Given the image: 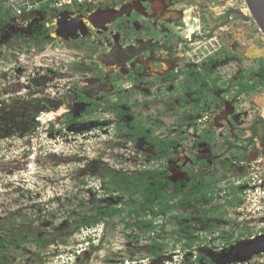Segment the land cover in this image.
<instances>
[{"label":"rangeland","instance_id":"obj_1","mask_svg":"<svg viewBox=\"0 0 264 264\" xmlns=\"http://www.w3.org/2000/svg\"><path fill=\"white\" fill-rule=\"evenodd\" d=\"M133 1L0 0L11 8L9 15L0 16V239L8 242L0 259L6 264H264V251L255 253L248 245L264 235V127L258 125L259 136L247 149L229 147L230 142L249 137L255 121L264 119V87L240 97L232 88L241 73L249 75L258 68L264 57V36L250 19L245 0H171L177 11H141L147 16L137 30L127 19L103 32L84 25L93 9L128 13ZM150 1L156 8L162 6L159 0ZM37 2L44 6H36ZM182 9L185 22L179 18ZM176 19L182 26L177 31L169 27ZM191 31L200 37L184 56L179 53L175 58L178 69H196L213 48L239 55L222 57L223 63L216 66L227 84L210 98L208 108L219 105L213 118L206 119L207 110L197 106V90L179 92L174 89L177 83L158 77L170 67L165 61L170 55L161 47H151L146 57L140 53L125 65L111 59V51L124 49L134 36L135 43L152 45L170 34L186 37ZM45 33L47 41L42 40ZM208 33L216 40L204 36ZM113 63L119 64L112 76L119 78L107 83L100 67ZM135 63L144 65L140 72L148 79L137 78L142 76L137 75ZM181 78L185 81L186 76ZM76 82H88L87 103L97 100L101 105L88 117L72 96ZM61 103L72 107L59 118L63 110L55 109ZM118 107L123 110L116 120L121 130L111 138L115 128L103 113ZM71 114L83 121L69 126ZM133 122L146 126L154 138L178 142L168 154L161 153L144 137L130 133L136 128ZM104 123H109L108 128ZM223 160L232 167H221ZM158 164L164 165L163 173L172 181L197 180L199 171L213 179V201L206 203L207 210L196 200L185 206L177 202L173 212L153 217L159 223L154 232L134 225L125 228L119 216L78 230L91 208L121 201V194L109 195L101 182L109 179L110 168L141 173ZM235 186L233 197L241 196L242 201H225L227 191ZM71 222L63 235L62 228ZM213 224L225 232L253 235L227 245L220 241L225 236L213 242L206 233ZM19 229L27 232L28 240L10 244ZM196 232L203 239L189 246L186 241ZM89 235L99 248L87 245ZM39 236L49 242H38ZM62 237L69 240L66 245ZM155 239L162 241L156 252ZM198 251L203 252L201 259L195 256Z\"/></svg>","mask_w":264,"mask_h":264},{"label":"trees","instance_id":"obj_2","mask_svg":"<svg viewBox=\"0 0 264 264\" xmlns=\"http://www.w3.org/2000/svg\"><path fill=\"white\" fill-rule=\"evenodd\" d=\"M10 12L9 7H0V16L9 15ZM45 35H47V33L43 35V38ZM48 39L49 37L42 40L47 41ZM37 46L40 50L43 49L42 45L37 44ZM232 54V52L226 49L221 53L222 56ZM258 63V68L252 69L249 75L246 73L239 75L237 82L232 87L235 90V96L240 97L242 95L255 93L264 87V57L260 58ZM206 72L211 77V71ZM195 76L198 79L202 77L200 73L195 74ZM217 80V78L212 79V82L216 84ZM259 124L260 127H264V119L255 121L252 127L253 137L259 134ZM135 125L136 128L132 130V133L136 136L145 137V139L150 141L161 153L163 151L164 154H168L170 146L173 143L178 142L175 139L167 140L158 137L154 138L151 133L147 132L146 126H142L139 123H135ZM163 166L164 165L158 164L156 167L144 169L141 173H126L109 169V179L104 178L103 185H105V189L109 195L116 196L118 193L121 194V201L116 204H107L106 207L97 205L91 208V214L84 215L79 227H77L78 230L81 231L83 228H93L100 223L105 224L109 219L119 216L121 221L125 223V228H130L134 225L139 229L154 232L157 230V225L159 223L156 219H153V217L167 215L173 212L174 206L177 202H180L181 206H185L187 203L195 200L200 203L202 197H207L210 193V188H207L204 182L201 184L198 183L196 179H179L177 181H172L163 173ZM236 200L240 203L242 201L241 196H237ZM127 205H129L128 208H126ZM204 220L209 222L207 217H205ZM69 224L73 225V222L68 223V225ZM70 225L62 228L63 235L65 232L67 233L70 231ZM179 226L183 225H180L179 222ZM194 230L195 229L192 228L191 232L194 233ZM208 232L210 233L209 237L213 242H217L219 237L225 236V239L220 240L224 245L232 244L244 235H253L251 231L239 234H235L232 230L225 232L224 227L220 229V226L214 224L211 227H207L206 233ZM215 232H217V234ZM28 238L27 232H22L19 229L12 236V242H9L10 244H20L26 242ZM42 238L43 236H39L36 240L41 243L49 242V239L42 240ZM178 238L181 240L182 236L179 235ZM92 239L93 237L89 235L87 245L91 248H99L92 243ZM202 239L203 235L196 232L193 237H188L186 242L189 246H192L193 243L201 241ZM5 240L6 239H0V254L5 252V247L8 243ZM60 241L63 245H66L69 240L62 237L60 238ZM161 246L162 241H157V239H155L154 251L156 252ZM195 256L197 259H201L203 257V252L198 251ZM0 264L6 263L0 259Z\"/></svg>","mask_w":264,"mask_h":264},{"label":"flooded vegetation","instance_id":"obj_3","mask_svg":"<svg viewBox=\"0 0 264 264\" xmlns=\"http://www.w3.org/2000/svg\"><path fill=\"white\" fill-rule=\"evenodd\" d=\"M167 1H168V3H166ZM158 2H160L162 4V6L160 8H156L154 6V4L152 5L150 0H134L133 3L130 4L132 6L128 10L129 11L128 13H124L123 15L113 19L111 22H108L106 24H100L101 28L94 27L89 19H85L86 23L84 25H86L88 29L96 28L97 30L100 29V31L103 32V30H105V31L112 30L111 27L113 25L119 23L120 20H122V19H127L129 21L128 25L131 26V28L137 30L139 28V26L141 25V23L143 21H145V18L147 16V15H144L141 11H150L151 13H152V11H160L161 13L165 12L166 14L167 13L171 14L172 12L177 11L175 8L172 7V1L171 0H159ZM147 3H148V8L146 7ZM125 4L126 3L115 7V9H118L119 7H121V6L125 5ZM104 10H95V9H93V11L89 12V14H91V13L95 14L96 13L99 16V13H103L101 11H104ZM105 11H108V10H105ZM109 11H116V10H109ZM181 11L182 12H181L179 18H181L182 21H184L183 19H185V18L183 17V14H184V12L186 10L182 9ZM228 14H229V12H228ZM228 14L226 12V16ZM135 22H137V23H135ZM179 22H180L179 19H176V20L173 21L172 24H169V23L168 24H169V27L172 28V30H173V28H175V30L177 31L178 29H182V26L179 24ZM162 30H164V29H162ZM186 30L189 31V29H186ZM191 32L192 33H188V35H186V37H179L177 35L170 34V38L165 37L166 39H161L162 43L161 42H157V43H152V45L146 44V43L145 44L135 43L136 41H134V40H136V38H135L136 36H134L133 40L130 42L131 44L130 43L126 44L127 47H124V49H120V50H115L114 49V50H112L111 53H110V55L112 56L111 59H112V61H118L119 63H121V64L123 63V65H125L129 61H132L135 57H138L137 55L140 54V53L143 55V57H146L145 55L149 52L151 47L153 49L161 47L162 50H164L165 52H167L170 55V57H169L170 60H169V58L165 60L167 63H169L170 67L166 71H164L162 73H159L158 77H162V78L166 79L168 82L173 83V85H175V83H177V85H175L174 89L178 90L179 92L184 91V90H186L187 92H190V91H193V90H197L198 93H199L198 94L199 95V99H198V101L196 103L197 106L200 108V110H204V111L207 110L206 113H205V118L206 119L213 118V116L216 114L215 112L218 110L217 107L219 105L215 104V105H212V107H209V108L207 106H209V104L211 102L210 98L213 96L214 92L217 89L221 88V86H226V84H227L226 79H224V75H222V73L216 71V66L219 67L220 64L223 63L221 58L225 57V56H222L221 53L226 48H213V51H211L210 54L205 55L204 58L206 60L203 63H201L200 66H198L196 69H187V70L178 69V67L176 66V64L174 62V61H176L175 58L176 59L179 58V56H180L179 53H182V56H184L183 53L189 51V48H190L189 46L193 43V41H195V40L197 41V39L200 37V34L197 31H191ZM97 34H99V33H97ZM182 34H183V32H182ZM204 36L205 37H209V38H215V40H216V36H215V34L213 35V33H208V34H206ZM130 46H131V48H128ZM228 51H230V50H228ZM230 52H232V51H230ZM232 53H233L232 55H228V56H233V57L239 58L238 54H236L234 52H232ZM234 54L238 55V56H235ZM119 63H117V64H119ZM117 64L113 63L110 66L104 65V66L100 67L102 70H104L103 71L104 72V76H105L104 79L106 80L107 83H111L112 78L114 80L116 78H119L118 77L119 75L117 77H113L112 76V74L114 75V72H116L115 70H117L116 69L117 68ZM141 64L142 63H135V70L138 72L137 75H141V72L144 69V65L143 64L141 65ZM156 64H157V62L155 61L154 66H155V68H158V66L156 67ZM206 71H211V77L207 74ZM188 73H189V75H187ZM197 73H200L202 75V77L200 79H198L195 76V74H197ZM134 74H135L134 72H130L129 76H132ZM181 76H186L185 81H182ZM137 78L141 79V80H146L149 77L144 75L142 77H137ZM215 78L218 79L216 84H214L212 82V79H215ZM197 81H199V82H197ZM75 84H76L75 87L71 91L72 96H73L75 101L77 99H79V100H77V102H80V103L77 104V105L81 107L82 114H87L86 117H88L89 116L88 114H90L95 108L100 107L101 105H100L99 101H97V100L92 101L91 104L87 103V100H90V96H88L84 92V90L87 89L85 87L86 85L89 86L88 82H85V83L76 82ZM207 90H210V91L208 92ZM233 91L235 93V90H233ZM246 95H249V94H246ZM108 104L112 105V106H114L115 104L117 105V103L113 104V103H110V102ZM219 104H220V102H219ZM59 105H62L63 107L60 106V107L56 108L55 110H59V109L63 110L62 115L59 117V118H61L64 115L68 114L69 107H72V104L71 103L68 104L67 108L64 107V103L63 104L61 103ZM63 108H65V109H63ZM107 111H110V110H107ZM69 112H70V110H69ZM113 112L116 114L115 116H113ZM55 113L56 114L54 116L59 115V113H57V112H55ZM122 113H123V110L120 109L119 107L116 108L115 111H111L110 113H103L105 118H108L106 120H110L109 123L112 125V127L115 128L114 131L112 132L111 138H115V134H117L118 131L121 130V124L116 123V120L119 118V115H121ZM70 116H71V119L67 123V124H69V126H77L78 124H80V122L83 121V117H80L79 115L71 114ZM41 117H40V119H41ZM59 118H56V119H59ZM133 123L135 125V123H137V122H133ZM108 124L107 123L102 124L104 129L108 128L107 127ZM253 125H252V127H253ZM203 127L205 128L206 125H203ZM252 127L250 128L251 135L249 137H247L245 140L237 139V141L230 142L229 143L230 149H233V148H235V149L236 148L247 149L249 145H252L253 143H255L256 139L259 136V134L253 137L252 136V134H253ZM206 131H208V130L205 129L204 132H206ZM130 133H132V130H130ZM136 137H141V136H136ZM242 141L246 145H243ZM148 142H150V141H148ZM78 153L80 154V152H78ZM99 154H100V158H102L103 155L101 153H99ZM83 155L88 156V153L84 152L83 154L82 153L80 154V156H83ZM103 158H102V160H104ZM105 162H107V161H105ZM220 166L224 167L225 169H228L229 167H232L230 165L229 161H227V160L221 161L220 162ZM110 169H114L116 171H121V172H126V173H131L130 171H127V169H122L121 170L119 168L115 169V167H112ZM193 170H194V168H192V171ZM198 175H199V179H198ZM212 180L213 179L208 178L207 176L204 175V171H199V174L197 173V181H198V183L201 184L202 182H204L205 186L207 188H210V193L208 194V196L207 197H202V199L200 201V203H204L205 204L204 205V210H207L206 209L207 204L210 203V201H213L214 188L212 187ZM102 181H103V179H101V182ZM234 191H236V186L232 187V191H227L226 197H228V200H225V201H231L233 199H234L233 201H235V202L237 201L236 200L237 196L233 197V195H235L237 193V192H234ZM229 198H231V199L229 200ZM258 236H264V235L260 234Z\"/></svg>","mask_w":264,"mask_h":264},{"label":"water","instance_id":"obj_4","mask_svg":"<svg viewBox=\"0 0 264 264\" xmlns=\"http://www.w3.org/2000/svg\"><path fill=\"white\" fill-rule=\"evenodd\" d=\"M245 3L250 19L256 23L264 36V0H245ZM248 245L255 253L264 251V236L254 238Z\"/></svg>","mask_w":264,"mask_h":264},{"label":"crops","instance_id":"obj_5","mask_svg":"<svg viewBox=\"0 0 264 264\" xmlns=\"http://www.w3.org/2000/svg\"><path fill=\"white\" fill-rule=\"evenodd\" d=\"M114 14H115L114 17H112V18H109V17L105 18L102 13H99V16L96 13L95 14L91 13V14H89V16H91V17L94 16V17L89 18V20L91 21V23L93 24L94 27L101 28L100 24H106L108 22H111L113 19L123 15L124 13L120 14V13L114 11ZM116 14H118V15L116 16Z\"/></svg>","mask_w":264,"mask_h":264},{"label":"built area","instance_id":"obj_6","mask_svg":"<svg viewBox=\"0 0 264 264\" xmlns=\"http://www.w3.org/2000/svg\"><path fill=\"white\" fill-rule=\"evenodd\" d=\"M3 1H5V0H3ZM13 4V3H12ZM29 7H32V4L30 5H28ZM36 6H40V7H43L44 6V3L43 2H37L36 3ZM0 7H5V6H2L1 4H0ZM9 7V6H8ZM8 7H5V8H8ZM27 7V5H24V6H22L21 8H19L18 9V12H20L21 10H23L24 8H26ZM10 8V7H9ZM10 10H11V8H10ZM185 22V21H184ZM150 168V167H149ZM145 169H147V168H145Z\"/></svg>","mask_w":264,"mask_h":264},{"label":"bare ground","instance_id":"obj_7","mask_svg":"<svg viewBox=\"0 0 264 264\" xmlns=\"http://www.w3.org/2000/svg\"><path fill=\"white\" fill-rule=\"evenodd\" d=\"M156 6H158L157 8H160V7H159V6H160L159 4H156ZM102 14L104 15V17H105V15L107 14L109 18L114 17V15H115L114 12H112V11H109V12H103ZM105 18H107V17H105Z\"/></svg>","mask_w":264,"mask_h":264}]
</instances>
